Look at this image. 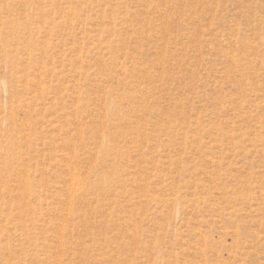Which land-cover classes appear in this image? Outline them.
Instances as JSON below:
<instances>
[{"label": "rangeland", "instance_id": "obj_1", "mask_svg": "<svg viewBox=\"0 0 264 264\" xmlns=\"http://www.w3.org/2000/svg\"><path fill=\"white\" fill-rule=\"evenodd\" d=\"M0 264H264V0H0Z\"/></svg>", "mask_w": 264, "mask_h": 264}]
</instances>
